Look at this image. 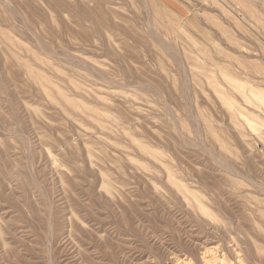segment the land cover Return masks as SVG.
<instances>
[{
  "label": "rangeland",
  "instance_id": "374dc122",
  "mask_svg": "<svg viewBox=\"0 0 264 264\" xmlns=\"http://www.w3.org/2000/svg\"><path fill=\"white\" fill-rule=\"evenodd\" d=\"M0 264H264V0H0Z\"/></svg>",
  "mask_w": 264,
  "mask_h": 264
}]
</instances>
